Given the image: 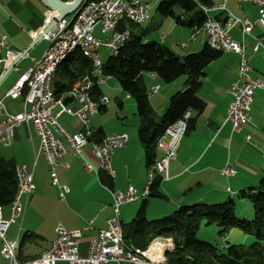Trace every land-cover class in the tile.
Instances as JSON below:
<instances>
[{"label":"crops","instance_id":"1","mask_svg":"<svg viewBox=\"0 0 264 264\" xmlns=\"http://www.w3.org/2000/svg\"><path fill=\"white\" fill-rule=\"evenodd\" d=\"M220 2L221 0H215L214 5ZM226 7L234 16L248 17L252 22L253 28L250 34L244 33L239 24L233 25L229 33L232 39L244 47L243 52L248 57V64L251 67L250 77L264 79L263 49L260 48L258 52H254V46L258 39L264 44V26L259 22L258 6L247 0L241 3L236 0H226ZM49 11L50 9L46 8L42 0H0V36L6 37L7 45L14 51L22 53L29 50L25 56L18 60L16 68L11 70V72H16L15 75L11 77V74H9L11 72L7 73V76L0 83V97L15 83L21 73H24V68L32 63V59L38 57L41 53L42 47H39V45L45 37L39 38V33L45 26L44 20H46ZM213 13L211 15H214ZM223 17L222 24L224 25L227 22V15L224 14ZM189 31V36H191L193 30L190 28ZM163 38L166 37L163 36ZM206 39L207 36H204V38L197 37L192 41L199 42L198 46L200 48L207 42ZM190 47L188 44L183 49ZM4 54L5 50L3 49L1 56ZM185 54H180V56ZM239 64H241L239 53L223 51L218 60L216 59L206 65L205 75L201 78V85L196 91L197 95L205 102V106L200 112L192 110L195 127L190 131H186L182 138L177 157L169 165V179L159 184L160 191L164 196L155 197L166 201L171 199V196L176 195L178 202L172 206L153 202L155 206H159V209L150 210L149 219L169 215L173 212V209L181 205H191L199 202L212 203L213 200L223 196V194H236L237 190L246 186L243 185L245 182H253V180L261 178L263 175L264 165L262 164L259 167L261 162L258 159V161H255L253 155H248L252 158L248 162L241 158L243 144L240 142L247 134L254 133L257 142L264 150V89L258 88L254 91L253 102H251V122L244 124L239 131L232 130L231 124L226 122L225 116H227L228 103L231 100L227 89L230 83L239 80ZM88 72L84 73L83 76ZM144 73L142 74V82L145 83L149 92L154 85H159L160 82L157 81L159 77L149 72L145 76ZM58 76L57 72L54 84ZM105 76L107 77L106 74ZM183 79L181 82L169 83L165 86L164 91H158L155 96L151 97L147 94L149 95L151 107L154 110L155 108L159 110L161 107L164 112L172 93L186 88V76ZM96 86L100 88L101 95L95 94L94 89L93 97L99 99V96H104V94L101 84ZM4 100H9V104L7 105L6 101L5 104L10 113L15 114L21 112V108L23 109L20 99L5 98ZM68 105L71 108L77 107L75 99ZM107 105L106 108H108ZM119 105V108L125 107L124 101H120ZM8 106L11 110L8 109ZM106 108L99 111H105ZM58 110H60V107L55 106L53 111L58 112ZM156 110V114L161 116ZM121 114L124 119L129 118L124 111ZM119 118L121 119V117ZM59 120L66 130L71 133L80 129L78 119L72 114L62 113ZM140 120L139 118L138 128L141 124ZM99 122L95 126L89 123L92 131L101 127L104 136L105 134H117L119 132H126L129 135L128 143L125 146L116 148L112 154L111 164L114 169V176L112 177L101 170L97 172L86 170L85 162L92 164L96 169L98 163L92 152V145L89 143L82 148V153H68L61 158L62 168L57 175L59 184L66 185L70 189L64 199L60 196L61 189L58 185L51 183L53 188H49L45 184H41L38 174L41 173L42 168H45L48 173L49 166L46 163L45 156L38 151L40 150V138H38L39 136L31 123L18 125L12 138H10V144L3 147L5 150L1 151L2 153L0 152L2 157L12 159L15 164L28 166L33 172L32 177L36 187L34 193L26 202L22 217L15 222L14 226L11 224L8 228V232L16 235L14 240H17L21 230H25L24 238L19 242L17 241V255L21 260H31L44 253L51 246L52 240L55 239L57 227H63L67 230L80 229L83 233L82 239H80V253L85 255L89 243L88 238L95 236L100 229L106 228L107 220L114 215L112 212L114 194L120 190H125L129 184L136 188L139 196L144 193L147 182L146 171L149 166H147L145 150L140 139L137 138L134 131L127 130L123 123L109 127L103 121ZM261 154L263 155V152ZM160 155L161 151L158 150V157ZM227 166L236 170L234 176H227L222 173V168ZM39 167L40 170L37 174ZM240 174L243 176H240ZM102 178H108L107 180L111 178L112 186L108 187L102 181ZM41 186L47 187L46 190H40ZM37 191L38 194H35ZM58 197H60V200ZM49 199H54V201H51L48 205L56 202L62 206L60 209L61 217L49 227L50 229L46 233L48 235H44V233H41L42 231L37 229L39 227H36V223L38 221L43 223L44 210L48 206L45 207V205ZM135 201L124 204V209L120 207L119 217L121 221H130L136 215L138 206ZM150 201V197H148L146 210ZM8 216H10V207H3V217L8 218ZM1 246L0 239V248Z\"/></svg>","mask_w":264,"mask_h":264},{"label":"built area","instance_id":"2","mask_svg":"<svg viewBox=\"0 0 264 264\" xmlns=\"http://www.w3.org/2000/svg\"><path fill=\"white\" fill-rule=\"evenodd\" d=\"M236 1L241 3L244 0ZM247 1L258 6L259 22L264 26V0ZM148 8L149 4L144 3L143 0H84L76 13L60 19L48 33H45L44 37L49 41V46L38 57L32 59L30 66L0 97V148L10 144V138L18 125L31 123L40 138V150L38 151L46 158L51 183L60 187V196L63 199L70 189L66 185L59 184L57 175L62 168L61 158L68 153H82V148L89 143H91L92 152L97 158L98 170L114 176L111 164L112 154L116 148L128 143L129 135L126 132H119L105 134L101 141L91 139L92 130L88 123L89 118L109 102L107 96H99V99L93 97L95 86L104 82L106 77L102 70L104 64L99 58V50L100 47H106L112 52L111 54H117L131 36L129 25H141L149 18ZM202 10L210 16L203 26L194 28L189 40L183 42L181 47L185 48L188 42L196 39L203 32L207 36L206 40L210 47L241 55L239 80L230 83L227 89L231 100L228 103L227 116H225L226 122L233 128L232 130L239 131L244 124L252 121L251 102H253L254 91L258 88L264 89V79L250 77L251 67L248 64V57L243 52L244 47L232 39L229 30L233 25L239 24L244 33L250 34L253 24L248 17L241 18L230 13L226 7V0H221L214 6H203ZM218 11L227 15V22L224 25L211 15ZM52 12L50 10L44 20L45 26L52 19ZM96 31L103 36L97 35ZM260 48L263 49L264 57V44L258 39L254 46V52H258ZM3 49L5 54L0 56V64L2 71H5L22 53L9 48L6 37L0 36V52ZM75 50H80L83 56L90 60V72L73 84L70 91L56 97L53 85L56 71L60 63L65 60L64 58ZM15 68L16 65L13 69ZM159 87V85H154L147 94L157 93ZM71 95L74 96L77 103L75 109L64 103L65 97ZM5 98L20 99L23 111L15 114L10 113L7 110ZM55 106L60 107L58 112L53 111ZM62 113L74 115L80 123V129L74 133L66 130L59 120ZM191 116L192 109L189 108L181 118L169 125L159 138L156 146L161 151V155L146 171L148 184H146L144 193L139 196L136 188L129 184L125 190L114 194L112 211L114 215L107 220L106 228L100 229L95 236L88 238L89 243L85 255L80 253L82 231L57 227L56 237L52 240L51 246L39 257L27 261L18 257V242L8 238V228L22 217L26 202L36 187L32 177L33 172L28 166L16 164L18 188L14 199L8 205L10 207L8 218L3 217V206L0 205V239L2 243L0 264H167V253L173 248V239L165 238L164 243L159 240L154 241L152 246L162 243L163 246L153 249L151 246L147 250L127 245L123 238L124 231L119 217L120 207L134 202L137 198L148 196L149 184L157 176H160L162 180L169 179L170 162L177 157L179 144L186 134L188 118ZM244 139L248 143L255 144L254 138L250 134H247ZM85 168L88 172L98 171L88 162H85ZM222 173L234 176L236 170L227 166L222 168ZM154 250H161V255L155 253Z\"/></svg>","mask_w":264,"mask_h":264},{"label":"trees","instance_id":"3","mask_svg":"<svg viewBox=\"0 0 264 264\" xmlns=\"http://www.w3.org/2000/svg\"><path fill=\"white\" fill-rule=\"evenodd\" d=\"M157 3V17L140 33L130 29L128 41L117 54L108 56L102 69L104 74L117 79L121 89L136 101L141 119L137 134L145 150L147 166L158 157L156 144L165 129L187 109L200 112L204 108L205 102L196 91L205 75L206 65L223 54V50L214 49L205 42L199 51L180 56L150 37L166 18L191 30L203 26L210 14L202 8L214 5L215 0H158ZM213 14L214 19L223 23V12ZM64 59L56 71L59 75L54 84L56 97L70 91L73 84L91 69L90 60L80 50ZM144 72L156 74L165 83L186 76V88L172 93L161 116L151 107L147 88L142 82ZM94 89L95 94L101 95L98 86ZM188 119L187 131H190L195 127V119L192 116ZM103 137L101 127L92 131V140L101 141ZM16 176L15 162L0 155V205L3 207L8 206L17 193ZM107 179L102 178V181L108 187L112 186V179ZM162 181L157 176L149 184L148 196L141 198L136 215L130 221H122L127 245L144 249L157 237H171L174 247L167 253V264H264V173L257 185L237 190L234 194L237 198L228 194L227 199L216 203L181 205L169 215L149 219L146 216L148 197L164 196L159 185ZM246 202L250 203L249 209L244 207ZM203 222L218 226L217 234L223 238L222 244L197 238ZM240 237L244 241L238 242Z\"/></svg>","mask_w":264,"mask_h":264},{"label":"rangeland","instance_id":"4","mask_svg":"<svg viewBox=\"0 0 264 264\" xmlns=\"http://www.w3.org/2000/svg\"><path fill=\"white\" fill-rule=\"evenodd\" d=\"M143 2L144 3L146 2L149 4V8L147 11L149 18L145 22L141 23V25H136V24H130L129 25L130 29H133L138 33H140V31H143L144 29H146L150 25L152 20L157 17L156 15H157V6H158L157 2H158V0H143ZM96 32H97V35H99L101 37L103 36V34H101L100 32H98V31H96ZM189 33H190V31L188 28L177 24L176 21L172 18H166L163 21L161 27L158 28V30L156 29L155 31H153L150 34V37L156 38L157 42H160L163 45L169 47L175 53L182 55L185 53H191L193 51L194 52L199 51L202 48V47L199 48V46H198L199 42L195 43L194 41H190L188 43L191 46L188 49H183L181 47L182 42H186L187 40H189ZM163 36H165L166 38H163ZM204 36H206L205 33L203 34V32H201L199 34L198 38H202V37L204 38ZM47 46H49V41L47 39H43L39 45V47H42L41 53L47 48ZM196 47H198V48L193 50ZM111 53L112 52L109 49H107L106 47H102V48L100 47V50H99V56L100 57L99 58L101 59L102 63H106V61L109 58L108 56H110ZM29 66H30V64L28 65V67ZM27 68H24L23 72ZM15 73H16L15 71H12L9 74H11V77H12L15 75ZM144 74L146 76L147 72H145ZM182 78L185 79V76H181L177 80H174V82L175 83L181 82ZM157 81L160 82L159 83L160 88H161L159 90L160 92L164 91L165 86H167L169 84V83H165V82L161 81L160 78H158ZM100 84H101V88H102L104 96H107L109 98V102L107 103L108 108H106L107 110H105V111H98L97 113L91 115L89 118L90 125H94V126L98 125L100 123L99 121H103L106 125L108 124L109 127L118 126V125H120V123H123L124 127L127 128V130L134 131L135 132L134 134H136L137 138H139L138 134H137L138 124H139V121H138L139 116H138V109L136 108L137 105H136V101H135L134 97H132L131 95H128V93L123 91L120 87V83H118V80L114 79L113 77H109V76L105 77V81L100 83ZM149 95L151 97L155 96V94H149ZM5 101L8 105L9 100H5ZM120 101H124L125 107L119 108L120 107V105H119ZM8 109L11 110L10 106H8ZM155 110H156V108H155ZM20 111L22 112L23 109L21 108ZM122 111H124L128 115L129 118L124 119V117L121 114ZM156 111L160 115H162V113H163V109L161 107L159 108V110H156ZM119 117H121V119ZM251 136L254 138L253 142H255V145L252 143L246 142L245 139H243V141L240 142L243 144L241 147V152H242L241 158L243 160H247V162H248L252 159V158L248 157V155L249 156L253 155V157H255V161L258 159L261 162V164H259L260 165L259 167H261L262 164L264 165V156L261 154L263 152V148L261 147L259 142H257L258 140H257L256 135L254 133H251ZM4 150H5V148L1 147L0 152L4 151ZM96 167L98 170L99 169L98 163H97ZM39 170H40V167L37 170V174H38ZM48 173H47V170L45 168H42V171H41V173L39 172L38 177L41 179V184H45V186H47L49 188H53V186L51 185V179H50V176H48L49 175ZM240 176H243V175L240 174ZM259 180H260V178L253 180V182L247 181L243 185L244 186L246 185L245 187L257 185L260 182ZM146 184H148V180H147ZM47 187L41 186L40 190L44 191V190H46L45 188H47ZM146 187H147V185H146ZM35 194H38V191L35 192ZM233 196H234V198H237L236 195L233 194ZM39 198H41V197H39ZM227 198H228V194H223V196L218 197L216 200H213L212 202H215V203L220 202V201H223ZM58 199L60 200V197H58ZM150 200L151 201H150L149 206L146 210L147 211L146 212L147 217H149L151 215L150 210L153 211L155 209H159V206L158 205L155 206L153 202H157L159 204H163V205H167V206L168 205L172 206L178 202V197H176V195H174V196H171V199L166 200V201H163L160 198L150 197ZM51 201H54V199L47 200L45 207ZM135 203H137V206H138L137 209H139V207L141 206V203H142V199L137 198V201H135ZM131 204H134V203H131ZM249 205H250V203L246 202L244 207L249 209ZM61 207L62 206L60 204L53 202V203H51V205H48L45 208L44 214H43V218H44L43 223L40 221H38L36 223V225H37L36 227H39L37 229L42 231L41 233H44V235H48L46 233L50 229L49 227L52 225V223L54 221L56 222V220L61 217V215H60ZM123 207L124 206L122 205L121 209H124ZM173 211H174V209H173ZM131 218H129V219H131ZM159 218H161V216L158 217L157 219H159ZM19 223H20V221H19ZM14 224L15 223H13V226H14ZM11 228H13V227H11ZM218 231H219L218 226H216L214 224L213 225H207L206 222H203L196 235H197V238L200 240L209 241V242L216 243V244H222L223 238L219 234H217ZM24 235H25V230H21V232L18 235L17 241L18 242L21 241L24 238ZM8 238L11 240H14L16 238V235L11 234V232H8ZM165 238L168 239L170 237H157L148 245L147 248H144L143 250H145V249L147 250L148 248H150L153 245L152 243L154 241L159 240L162 242ZM166 239H165V241H166ZM165 241H163V243ZM240 241H244V239H242V237H240L238 242H240ZM163 243L162 244H155V246H152L151 248L153 249L154 247H157V246H163ZM129 246H131V245H129ZM173 247H174V244H173Z\"/></svg>","mask_w":264,"mask_h":264},{"label":"water","instance_id":"5","mask_svg":"<svg viewBox=\"0 0 264 264\" xmlns=\"http://www.w3.org/2000/svg\"><path fill=\"white\" fill-rule=\"evenodd\" d=\"M42 1L46 5V8H49L51 11L55 13L52 16V19L49 20V23L43 28L42 32L39 33L40 34L39 38H43L45 33H48L51 30V28L56 24L57 21H59L60 19L64 18L67 15L76 13L77 10L79 9V5H81L84 0H71V1L42 0ZM28 51L29 50L22 52L21 56L13 60L12 64H10L9 68H7L5 71H2L1 64H0V83L7 76V73L11 72L13 67L18 63V60H20L23 56H25ZM74 99L75 98L73 95L67 96L64 99V103L68 105Z\"/></svg>","mask_w":264,"mask_h":264},{"label":"bare ground","instance_id":"6","mask_svg":"<svg viewBox=\"0 0 264 264\" xmlns=\"http://www.w3.org/2000/svg\"><path fill=\"white\" fill-rule=\"evenodd\" d=\"M55 12L52 13V15L54 14ZM0 56H1V52H0ZM1 58V57H0ZM162 239V238H161ZM155 253H157L158 255H161V250L158 251V250H154Z\"/></svg>","mask_w":264,"mask_h":264}]
</instances>
